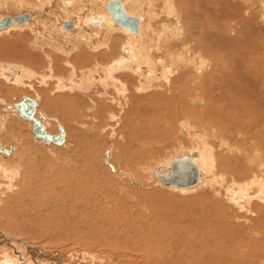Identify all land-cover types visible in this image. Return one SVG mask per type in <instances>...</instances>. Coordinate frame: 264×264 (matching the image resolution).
Instances as JSON below:
<instances>
[{
  "label": "rangeland",
  "instance_id": "1",
  "mask_svg": "<svg viewBox=\"0 0 264 264\" xmlns=\"http://www.w3.org/2000/svg\"><path fill=\"white\" fill-rule=\"evenodd\" d=\"M64 1L65 0H50L48 3L47 0H44L43 3H39L38 0H0V19L8 15L16 16L23 13H28L31 16L30 21L25 27L0 32V94L4 96L0 97L3 98L2 101L7 104L19 102L21 100V95H27L29 98H38L40 102V112H42L45 117L47 116L49 118V121L46 120L49 124V129H51L52 132H57V125L60 124L64 127L66 132L64 148H59L54 145H50L49 147L39 146L32 141L31 134L30 137H28V123L19 119L17 115L11 118L12 122L8 124L9 131L7 127H5L9 132L8 134L11 133L10 135H13L14 129L16 130H14V134L17 135L21 133L19 137L17 135V139L10 137L6 130L4 131L6 134H1L0 131V142L4 141V143H6L4 145L17 146V155L6 162V165L10 169L15 166L11 170V188L9 190H6L5 186H3L7 185L8 180L2 178L0 174V233L3 234V237L7 238L8 236L11 240L15 237L22 243H25L26 246L33 247L32 245H35L34 247L39 251L43 250L44 253L41 252V254L44 257H56V262H60L61 260L64 264H145L151 259L157 258L154 257V255H157V249L155 254V249L153 250L152 246H147V238L142 236L143 231L149 230L148 222L151 225L152 218L159 219L158 216H155L150 204H153L157 208L160 207L158 215H161L164 208L167 209L170 207L169 204L171 206H173V204L175 206L176 204L175 211L177 213L175 211V213L172 212L174 209L171 207L170 210L169 208L167 209L169 213L165 212L161 217H170L172 213L178 216V213L180 214L182 213L181 211L187 209L190 211L198 210L199 215L203 213L202 215L205 216H203V218L206 220H201L199 226L195 227V225H193L191 231H189V237H193V233L197 230L203 229L204 233L201 234L202 239L198 241L202 243V246L205 243L208 245V247L206 246V250H210L209 244L212 240L219 238L220 240L216 246L218 249L216 247L213 249L216 254H220L222 251L221 255L217 256H222L221 259H223L224 256L227 258V256H230L227 254L231 252V257L233 258L234 246L236 245V241L241 238V234L237 236L238 229L241 231L243 228L244 230V226L246 225L243 223L245 221V223L248 222L245 218H250L249 214L252 213H249L247 210H238L232 206L235 203L234 197L231 193H227L226 195L227 187L225 188L223 186V188L220 189L216 187V185L212 188L208 187L204 189V187L197 188V186V190L195 188L190 189L192 192H189L190 190L187 192H179L174 190L175 188H171L172 190L165 188L156 178H152L149 175L151 169H154L161 163V165H163L166 159L173 155L175 156L180 149H193V147H196L195 143L192 144L187 138L189 136L187 134L188 129H181V125L175 127L171 126L163 129L166 130L165 138L157 141L154 139L151 141H138L133 133L141 128L147 131L153 127L154 120L149 121L148 119L146 122L139 115H135L136 119L134 120L129 118L128 115H126L128 109L122 104L125 98L121 99V97H117L115 92L109 87H107V90H104V87L95 83L93 86L85 85V87H89L82 91L73 90V92L69 91V93L67 91L59 93L55 91V84L58 81H62L65 84V82L68 83L69 77H72L73 80V78L81 79V77L85 78L88 75H95L98 80L101 78H106L108 81L114 80L118 86H121L122 82H125L127 89L125 88L126 90L124 89V92L127 91L126 93H135L141 98H145L146 95L144 94L146 92L144 91L145 85H143V89L140 88L139 90L143 94L138 93L136 88L133 89V87L136 86V82H138V80L135 79L136 76L132 77L133 74L129 75L125 73L120 74L117 73L119 71L118 69L111 68L112 63L110 62H114L115 59L118 58V50L128 43V38L126 36L120 34V32H113L111 36L115 39V42L110 45L112 47L114 45L115 47L112 48L111 54L107 53L106 55L107 47H105V45H108V43L102 45L105 34L104 31L100 32V30H98L100 26L97 29V26L91 25L88 26L90 27L88 29L82 27L92 36L98 31L99 32L90 43L81 46L78 45L79 43L75 40V35H66L67 32L73 33L75 30L73 32L72 30H65L64 33V29L61 26L64 20L66 18L72 21L76 19L72 12L82 9L78 14L81 15H79L80 17H83L84 15L94 12L93 10L96 8L95 11L102 9L100 4L102 2L104 3V0H99L100 2L98 0H73L72 8L67 9L74 11H66L68 14L65 12L67 9L63 5ZM106 1L107 0H105V2ZM147 1L148 0H143L141 2L147 5L142 7V10L144 9L143 11H141V9L139 10V13H144L143 18L145 20L152 10L149 9V2ZM153 3L154 9L152 13L158 10V15H156L157 21H151L152 26L157 23L159 24L161 20L162 22H167L166 15L164 17V14L161 12L160 2L156 0ZM211 5L213 7H211ZM262 5L264 6L262 0H184L183 3L181 2L180 8L188 10L187 12L190 13L189 20L184 22L187 26L185 27L184 25L185 32L186 29H188L186 34L189 33L197 37L201 33H204L206 37L207 42L205 41V37H197L200 42L196 47L197 51L200 52L201 50L200 54L202 55L203 50L207 49V51L204 50L206 52H204L205 55L203 54L202 56L207 59H214L216 57L215 59H218L217 63L220 62L217 64L218 66L211 64V68H209V70L206 69V73H209V71L215 68L217 71L216 73L220 76H222L221 73H223L221 71L225 69V72H228L231 79H233L232 77L235 73H238L239 77H247L248 75L244 73L246 69L239 70L237 65L240 62H245L244 64L247 63V65L251 63L253 65L252 61L255 58H258V61L264 57V18H262V15L264 16V7ZM129 6L131 7L133 5L129 4ZM163 18L165 21H163ZM156 27H159V25H156L155 28ZM149 31L148 35L150 34L151 36ZM200 40L204 43H201ZM144 43L147 44V39L144 40ZM201 44L202 46L204 45V48ZM83 46H86L85 49ZM100 51L104 52L102 53ZM213 53H216V55ZM222 65L226 66L222 67ZM239 65L242 67V64ZM108 67L111 68L109 73H111L112 70H115V72L113 71L111 75L106 74ZM15 69L32 71L34 75L31 79H24L22 82L23 84L10 81L14 79V77H10V80H8L9 77L4 78L3 75H1L2 71L6 70L9 72ZM247 71L249 70L247 69ZM193 74V76H197L195 72H193ZM262 76L264 77V74ZM241 81L244 83V93L250 96V80L246 83L244 80ZM207 86H210L209 82L206 88H208ZM226 88L225 90L223 88V90H227L226 92L233 94V86L231 88ZM9 90H11L10 93L7 92ZM214 92L216 93L217 90H213V93ZM224 100L225 98L222 97L216 103H218V105H223L225 103ZM96 101L106 106L108 105L106 107L108 111L99 108L95 103ZM116 101H119L121 104H118ZM148 101L150 100H143L144 103ZM164 103L165 101L161 102L162 105ZM2 111L3 110L0 109V114L4 113ZM167 111V107L162 106L152 112V114L155 117L169 116L166 114ZM169 114L171 119L173 114L172 112H169ZM125 117L127 119L126 121ZM19 122H22V125ZM164 122L161 124H164ZM173 122L174 121L171 120V123ZM1 127L0 125V128ZM21 135L22 138L20 139ZM92 137H94V142H92ZM110 139L111 142L109 141ZM209 139L211 140L212 138L209 137L206 144L210 145L213 151L216 152L221 143H219L218 140L212 139L213 141H210ZM236 141V144H232L233 141L226 143L231 147L230 149L232 152L228 154L227 157L233 160L231 156L236 153V151L233 150V146H235L239 151V154H236L237 157L241 159L242 162H246L245 165L247 166L246 168L249 169V172L246 176L233 174L231 177H233V180H237L235 178H238L239 181H242V179H248L249 174L251 176L257 173L256 165L264 163V151L262 152L259 148L255 147L256 144L262 145L261 142H255V148L252 147L250 149L247 142L241 140ZM139 143L149 144L148 146L154 145L156 148L155 150L151 149V152L147 147L145 150H141L139 149ZM238 143L241 145H238ZM245 144L248 146L245 147ZM125 147H129L127 150L129 154L138 153L140 151V154L137 156L145 157V161L143 163H127L124 156ZM107 149H109L110 155L108 157L109 162L114 167L117 166L126 173H129V176L132 175L136 179H141V181L144 182L142 187L139 186L137 189L130 187L129 184H127L128 181L126 182V177H122V179L120 178L119 180L113 178L109 168L103 162V159H105L103 154ZM254 150H259L263 153H261L260 156V152L257 154L260 163H247L249 159L256 156L254 155ZM243 157H245V159ZM18 159L19 161H17ZM66 162L68 163L67 165H65ZM123 163L126 164L123 165ZM230 163L233 164V161ZM87 164L89 166V169L87 168L88 173L84 171V169L86 170L85 165ZM2 165L4 166V163ZM73 166L77 167L74 168ZM215 166L217 172H219L217 164ZM81 168L83 169L82 174L78 173ZM73 176H75V178L80 176L76 178L78 182L74 181L75 178L71 180ZM240 176L242 178H240ZM226 177L227 180L228 178L230 180V182L229 180H225L227 184L233 182L230 176ZM2 186L4 187L3 189ZM154 190L157 194L153 192ZM207 190H209L208 193ZM211 190L213 192H211ZM159 194H161V196ZM148 196L151 198V201ZM151 196H154V199ZM155 197H157L158 201ZM214 199L217 201L220 200L219 204L221 205H223L224 201L226 202L224 205L228 204L227 206L229 208L226 206L225 208L229 216L223 209L220 212L219 218H229V224L227 223L226 226H217L216 229L212 230L208 217H206L208 215L204 204H210ZM187 202L188 205L190 204L189 206L187 205L189 208L185 205ZM252 202L256 203L253 204L255 207L256 205H260H258V202L255 200H252ZM3 204L4 206H2ZM9 204L12 205L9 206ZM164 205L165 207H163ZM191 206H193V208ZM257 209L261 208H254V210L255 214L259 216H257L259 220L263 223L264 216H262ZM190 211L188 212L191 215L192 212L190 213ZM147 214V218H144L143 216ZM161 225H163V222H160L158 227ZM202 227L207 230H204ZM180 229L181 228H171L170 231L171 233H173V231L177 233ZM170 231H168V233H170ZM129 232L131 234H129ZM176 235L177 234L174 235L175 239L177 238ZM230 236L232 237L231 240H235L234 242L232 241V244L229 243ZM185 238L186 236H181L176 239L180 241L179 245L180 247L182 246L181 248L183 250H177L173 255H171V253H164L162 256H171L172 259L170 260L174 259L175 263L172 261L170 263L179 264L178 262L180 260L178 258L183 255L182 253L186 252L184 249V242L187 241V239ZM181 239L184 241H181ZM3 243L5 242H1L0 249L5 247H7L6 249L10 248L7 244ZM12 244L14 243L10 241V245ZM220 245L221 247H218ZM196 246L198 248L199 244H196ZM187 250H190L189 247H187ZM195 250L196 248L193 246L191 252L194 253ZM33 251H35V249ZM256 252L258 253L256 256H251L250 254L249 257H245L240 252L238 256H243L242 259H245L250 264H264V256L259 249H256ZM208 253L212 254L210 251ZM25 255H28V253L23 252L22 256ZM145 255H148V257L146 258ZM200 257L202 259L203 255ZM25 258V261L23 260L24 262L27 261L26 256ZM49 258L48 260H50ZM49 262L50 261H47L48 264ZM43 264L45 263L43 262Z\"/></svg>",
  "mask_w": 264,
  "mask_h": 264
},
{
  "label": "bare ground",
  "instance_id": "2",
  "mask_svg": "<svg viewBox=\"0 0 264 264\" xmlns=\"http://www.w3.org/2000/svg\"><path fill=\"white\" fill-rule=\"evenodd\" d=\"M43 1L44 0H38L39 3H41V2L43 3ZM47 1H48V3L50 2V0H47ZM109 1H111V0H107L106 2L104 0V3L102 2L100 4L101 8L104 9L105 12L102 9L95 11L97 9V8L95 9V6H94L95 10H93L94 12H92L88 15H84L83 17H80L81 15L78 14L79 12L82 11V9H78L79 11L77 10L76 12H72L75 15L76 19H74V21H72V20L66 18L64 20V22L72 21L73 22V28L71 30H72V32L74 30L75 31L73 33L67 32L66 35H70V34H73V36L75 35V37H76L75 40L79 43L78 45L81 46V45L90 43V41H92L94 39V36L96 37L97 33L99 32L98 30H100V32L104 31L105 35H104V39H103L104 42L102 41V45H105V43H108V45H105V47H107L106 49L108 51V52L106 51V53H105L106 55H107V53H110L112 51L113 47H115L114 45H113V47L110 45L111 43L113 44L115 42V39H113L111 36L113 34V32H120V34H123L124 36H126L128 38V43H127V45H124V46L121 45V46H123L122 48L119 47L120 50H118L119 51L118 58L116 56L117 59H115L114 62H110V63H112L111 68L112 69H118L119 71L118 72L116 71V72L120 73V74L125 73V74H129V75L133 74L132 77L136 76L135 79H137L138 82H136V86H134L133 89L136 88V91L138 93L143 94L139 90H140V88L143 89V85H145L144 86V89H145L144 91H146L144 93V94H146L145 98L138 97V95L135 93L129 94V93H126L127 91L124 92L127 89V87L125 86V82H122L121 86H118L114 80L108 81L106 78H101L98 80L95 77V75H88L85 78L81 77V79L73 78V80H72V77H69L68 83L64 81L66 85L62 81H58L55 84V91H57L58 93L64 92V91H67L69 93V91L73 92V90L82 91V90L89 87V86L85 87V85H90V86L92 85L93 86V85H95V83H98L97 85L104 87V90L105 89L107 90V87H109L110 89H112L113 92H115V95H117V97H119V98L121 97V99L125 98L124 101L122 102V104H124L125 108L127 107L128 111L126 112V115H128L129 118H132L134 120V119H136L135 117L137 115H139L146 122L148 119H149V121L154 120L153 121V123H154L153 127L148 129L147 131H144V128H141V129H138L137 132L135 131L133 133V135L136 137V139L138 141L139 140L151 141L152 139L157 141V140H160L162 138H165V135H166L165 131L166 130H163V129H166V128L171 127V126L175 127V126L181 125V129H183V130L188 129V131H190V132L187 131V134L189 135L187 138L190 142H192V144L195 143L196 147H193V149H180L179 151H177V153H176L177 155L175 154V156L173 155L170 158L166 159V161L163 163V165H161L162 163L160 165L157 164L158 165L157 167H155L154 169H151L149 171V175L152 178H156L159 181V178H157L155 176V174L156 173L166 174L167 168L169 166V161L171 159L179 158L180 156L190 155L192 157L193 164L195 165V167L197 168V170L199 172L198 183L192 187H186V188H180L179 189V188H176L173 186H170V187L165 186L159 181L162 186H164L165 188H169L170 190H172L171 188H173V189L175 188L174 190H177L179 192H184V191L187 192L188 190L194 189V188L197 190V188H202V187H204V189L208 188V187L212 188L213 186H216V185H217L216 187L222 189L224 186L225 188L227 187L226 195H227V193H231L234 197V198L233 197L232 198L234 199L235 203L233 202L234 204L232 206H234L238 210H247L249 213H252V214L248 213L250 218H247V217L245 218L248 222L245 223L246 222L245 221L243 223L244 225H246V226H244L245 227L244 230L242 228L241 231H240V229H238V232L236 231L237 236H239L241 234V238L238 240L236 239L237 240L236 245L234 246V250H233V254H232L233 258L231 257V252H230L227 255H230L229 257H231V258H229L228 256H227V258H225V256H224V258L221 259L222 256H217V255H221L222 251L220 252V254H218V253L216 254V252L213 250L217 246V243L220 240L219 238L212 240L211 243L209 244L210 250H208V249L206 250V246L208 247V245H206V243H205L202 246V243L198 241V240L202 239L201 234L204 233L203 229H201L202 231L200 229L197 230V228H198L197 227L196 228L197 231L195 233H193L194 234L193 237H189L190 236L189 231H191L192 226L193 225H195V227L199 226L201 224V220L205 219V218H203V216H204V215H202L203 213H201L200 214L201 216H200L198 210L190 211L189 209H187L188 211H190V213L192 212L190 215L187 210H183V208H182V210H183V211H181L182 213H180V214L178 213V216H176V214H174L176 212L175 211L176 204H175V206H174V204H173V206H171L169 204V206H170V207H168L169 210L171 207H173L174 210L172 209L173 211L172 210L171 211L172 212L175 211V212L170 214L171 215L170 217L166 218V217H161V215L164 214L165 212L169 213V210L167 211L168 208L167 209L164 208L163 209L164 211L161 210L163 213L161 212V215H158V212L160 211V209H159L160 207L157 208L153 204H150L152 211L154 212L156 217L158 216L159 219L152 218L151 225L148 222L149 230L143 231L142 236H145L147 238L146 239L148 241L147 246H152L153 250L155 249V251H154L155 254H156V249H157V255L156 256L154 255V257H157V258H153L145 264H172L170 262L171 261L174 262V259L170 260V259H172L171 256L163 257L162 254L171 253V255H173V253L176 252L177 250L181 251L182 246L180 247V245H179L180 241L176 240L177 238H179L181 236H184V237L186 236L185 239H187V241L184 242V246H185L184 249L186 252L184 251L185 253H182L183 255L180 258H178L180 260L178 262L179 264H198V263H200V264L201 263H203V264H241V263L242 264L243 263L250 264L245 259H242L243 256L242 257L238 256V253L240 252L245 257L246 256L249 257L250 254H251V256H256V255H258V253L256 252V249H259L261 254L264 256V221L262 223L259 220V218H258L259 216L257 214H255V210H254V208L255 209L261 208V209H257V210L262 214V216H264V163H260L259 157L257 155L260 152V154H259V156H260L261 153L264 151V77L262 76L264 74V57L258 61H257L258 58L254 57L255 59L252 61L253 65L250 63V64H248L249 66L247 65V63L244 64L245 62L239 63V61H238L239 64H242V67L239 64L237 65V67L239 68V70L240 69H243V70L246 69V71H244V73L248 75L247 77H239L238 76L239 74L235 73V74H233V77H232L233 79H231V77H229V75H228V72H225L226 71L225 69H223L221 71L223 73H221L222 76H220L216 73L217 71L215 70V68H213L214 70L210 69L211 71H209V73H206L207 72L206 69L209 70V68H211L210 67L211 64L218 66L217 64H219L220 62L217 63L218 59L216 60L215 59L216 57L215 58L213 57L214 59L204 58L202 55L204 54V52L207 51V49H204L206 51L203 50L202 55L200 54L201 50H200V52L197 51L196 47L200 43L199 39L197 37H199V36L205 37L204 33H201L197 37L192 36L189 33L186 34L188 29H186V32H185V28H184L185 23L184 22L186 20H189L188 18L190 16V13L187 12L188 10H184L183 8H180L181 2L183 3L184 0H180L181 2L179 0H157V2H160V4H161V12L164 14L163 16L165 17V15H166V17H167V19H166L167 22H162V20L159 21V24L158 23L156 24V25H159V27H156V28H155L156 25L152 26V23H151V21H157L156 15H158V13H157L158 10L156 12L154 11L152 13V11L154 9V7H153L154 3L153 2L156 0H148L147 1V2H149V4H148L149 9H152L151 13L148 12V13H150L148 18H147L148 22H147V19L145 20L143 18L144 13H139L140 12L139 10L141 9V11H143L144 9L142 10V7L147 5V4L141 3L143 0H119L122 3L123 8L128 13V15L135 16V17L139 18V30H138L137 34H130L126 30L119 28L118 26H116L113 23L110 14L106 10V5L109 3ZM73 2H74L73 0H65L63 5L66 9L72 8L71 6H73ZM262 2L264 3V0H262ZM129 4L133 5V6L130 7ZM155 4H157V3H155ZM208 4H206V5H208ZM196 6H197V4H196ZM204 6H205V4H204ZM211 7H213V6L211 5ZM214 9H215V7H214ZM66 11L70 12V11H74V10L67 9V10H65V12ZM195 13H197V12H195ZM195 13H193V14H195ZM191 15H192V13H191ZM9 16H11V15H9ZM161 17H162V15H161ZM262 18H264L263 15H262ZM30 19H31V16L29 15V20L26 23H24L22 25L13 24L12 26H10L9 28H7L5 30H13V29L23 28L28 24ZM91 19H96L100 23L98 25L90 24ZM158 19H161V18H158ZM163 21H165L164 18H163ZM64 22L62 23L61 26L64 29V33H65L66 29L63 27ZM204 24H206V23H204ZM89 25L97 26L96 29L100 26V28L97 30L98 32L96 34H94V36H92L90 33H88L85 30V29L90 28V27H88ZM82 27H84L85 29H83ZM185 27H187V26L185 25ZM63 29H62V31H63ZM5 30H2V31H5ZM71 30H66V31H71ZM62 31H60V32H62ZM148 31L151 33V36H150V34L148 35ZM62 35L65 36L64 34H62ZM145 39H147V44L144 43ZM203 40H204V38H203ZM205 41H206V37H205ZM202 42L203 41H201V43ZM201 46H202V44H201ZM85 47L83 46L84 49H85ZM211 50H213V49H211ZM256 50H257V47H256ZM100 52H102V51H100ZM151 52L154 54H152ZM210 52H212V51H210ZM209 54H211V53H209ZM213 54L216 55V53H213ZM108 56H109V54H108ZM210 58H211V56H210ZM239 59H241V58H239ZM222 61H223V59H222ZM243 61H246V60H243ZM223 66H226V65H222V67ZM233 66H234V63H233ZM104 67H105V65H104ZM104 67H103V69H104ZM111 68H109V67L107 68L108 71L106 74L111 75V73L113 71L115 72V70H112V72L109 73V70H111ZM247 69L249 71H247ZM193 72H195L197 74V76H193V75H195V74H193ZM95 73H98V72H95ZM1 75H3L4 78L9 77L8 80H10V77H12V78L14 77V79H12L10 81L23 84L22 83L23 80L24 79H31L34 75V72L23 71L21 69H15V70H12L9 72H7L6 70L2 71ZM231 75H232V73H231ZM5 76H7V77H5ZM216 77H218V78H216ZM110 78H112V77H110ZM113 79H115V78H113ZM60 80H63V79H60ZM64 80H67V79H64ZM241 80H244L245 83L248 80H250V82H251L250 96H248L246 93H244V83ZM208 82L210 83V86L209 87L207 86L208 88H206V85ZM224 86H226L227 88H229V87L231 88L233 86V89H232L233 94L226 92L227 90L224 91L226 88ZM222 87L224 88V90ZM213 90H217L218 93L217 92L213 93ZM2 91H3V89H2ZM7 92L10 93L11 90H9ZM149 92H152V93H149ZM224 92H225V95H224ZM125 93L128 95H126ZM64 94H66V93H64ZM0 96L4 97L2 94H0ZM21 97H22V95H21ZM222 97L225 98V100H224L225 103L223 101V103H224L223 105H221L220 103H219L220 105H218V103H216V102H218V100ZM2 99L3 98H1V100H0V109L3 110L2 112H4V113L0 114L1 115L0 116V123H2V124H0L2 126L0 128L1 134L5 133L4 132L6 130L5 127H7V130H8V124H10L12 122L11 118L14 115L18 116L17 111L13 108L14 103L13 104H7L6 102H3ZM31 99H35L37 101L35 117L39 118V114L40 113L42 114V112H40V110H39L40 102H39L38 98L37 99L31 98ZM144 99H148L150 101H148L147 103H144L143 102ZM162 101H165V103L163 105L161 104ZM17 102H15V103H17ZM95 103L97 104V106L99 108H101L103 110H105L106 107L108 106V105L106 106L103 103H100L99 101H96ZM117 103L121 104L119 101ZM8 106L10 108H7ZM162 106L167 107L168 111L166 114H168L169 116L166 115V116H162V117H155L152 114V112H154L156 109L161 108ZM124 110H126V109H124ZM169 112H172V114H173V117L171 119H170ZM43 116L45 117V115H43ZM18 118L28 123V126H29L28 137H30V134L32 136V133L30 131L32 123L27 121V120L20 118L19 116H18ZM48 119L49 118L46 116L44 118V120H42V123L44 124L46 131L51 135L57 134L58 133V126L60 124L57 125V132H52V130L49 129V127H48L49 124L46 121ZM126 120L127 119L125 117V121ZM171 120H173L174 122L171 123ZM116 122H117V120H116ZM162 122H164V124H161ZM60 126H62V125H60ZM62 128L65 132V129L63 126H62ZM11 130H13V129H11ZM14 130H13V135H10L11 133L8 134L9 130L7 131V134L10 135V137H12L13 139H17V135L19 137V134H21V133H18L16 135V134H14ZM174 130H175V128H174ZM209 137H211L212 139L218 140L219 143H221V144H219L216 152L213 151V149L210 147V145L206 144V141ZM21 138H22V135H21L20 139ZM92 138H93L92 142H94V137H92ZM65 139H66V132H65ZM236 140H241V141L247 142L250 149L252 147H254V144H256L255 142H261L262 143V145L256 144V146H255V147L259 148L262 152L259 150H254L255 153L254 152L253 153L256 156H254L252 159H249V161H247V163H252V162L255 164L260 163V164L256 165L257 173H255V175H251V176L249 174V178L246 177L248 179L245 178L246 180L242 179V181H239L238 178H235L237 180H233V177H231V176H233V174H240L241 176H246L249 172V169H247L246 168L247 166L245 165L246 162L245 163L242 162L241 159H239L236 155V154H239L238 149L235 146H233V150L236 151V153L232 154L233 156H231L233 158V160L230 159V157H229V159L227 157V155L232 153V152L230 149L231 147H229L226 143L227 142L230 143L231 141H233L232 144H236L237 143ZM32 141L37 143L39 146H42V147H49L50 145H53V144L42 145L39 141H34L33 139H32ZM109 141L111 142V139ZM240 143H238V145ZM0 144L3 148H9V147L11 148L9 155L0 154V174H1L2 178L8 180L7 185H3V186H5L6 190H9L11 188V184H10V182H11L10 180H11V176H12L11 170L15 166L10 169L6 165L7 164L6 162L9 159H11L17 155L16 154L17 153V146L4 145V144H6V143H4V141L0 142ZM64 144H65V141H64L63 145H61V146H56V145H54V146L59 147V148H64ZM139 145H140L139 149L145 150L147 147L150 152H151V149L155 150V148H156L154 145L148 146L149 144L147 145V144H140L139 143ZM248 145L245 144V147ZM240 147H242V146H240ZM128 149H129V147L124 148V154H125L124 156H125L127 163H132V162L143 163L145 161L144 160L145 157L137 156L138 154H140V151L138 153L129 154L127 151ZM154 150H152V151H154ZM146 152H148V151H146ZM243 153H244V151H243ZM250 154L252 155L251 152H250ZM103 155L105 157V159H103L104 160L103 162L109 168L113 178L119 180L120 178L122 179V177H126L125 178L126 182L128 181L127 184H129L130 187L135 188V189L139 188V186L142 187L144 182L141 181V179H136L132 175L129 176L128 175L129 173H126L125 171H123V169H121L117 166L114 167L109 162V159H108V157L110 156L109 155V149H107ZM131 156H133V157H131ZM217 156H218V158H217ZM241 156H242V153H241ZM15 158H17V157H15ZM243 158L245 159V157H243ZM246 159H248V158H246ZM230 160L233 161V164L230 163L231 162ZM17 161H19V159ZM216 161H217V163H216ZM3 163H4V166L2 165ZM67 164L68 163L66 162L65 165H67ZM124 164H126V163H123V165ZM216 164L218 166L217 169L219 172H217V170L215 168ZM68 167H69V165H68ZM73 167L75 168L77 166H73ZM85 167H86V170L84 169V171L87 172L88 171L87 168L89 169L88 164L85 165ZM221 167H222V169H221ZM251 169H253V168H251ZM82 170L83 169L81 168L80 172H78V173L82 174V172H83ZM58 172H59V170H58ZM226 176H230L231 179L233 180V182L227 184L225 182V180H227ZM236 176H238V175H236ZM241 176H240V178H242ZM79 177L77 176L76 178H79ZM74 178H75V176H73L71 180H73ZM76 178L74 179V181L78 182V180ZM228 180H229V178H228ZM8 182H9V184H8ZM229 182H230V180H229ZM3 186H2V189L4 188ZM0 189H1V187H0ZM208 191L209 190H207V193H208ZM220 191L223 192L222 190H220ZM153 192H155V194H157V192L155 190ZM189 192H192V190H190ZM193 192H194V190H193ZM211 192H213V191L211 190ZM151 193H152V191H151ZM159 195L161 196V194H159ZM154 196L153 197L151 196V197L154 199ZM155 198L157 199V197H155ZM216 199H218V198H216ZM149 200L151 201L150 197H149ZM222 200H224V199H222ZM252 200L257 201L258 202L257 204L258 205L260 204V205L259 206L256 205V207H255V205H253L255 202H252ZM157 201H158V199H157ZM219 201L214 199V200H212V202L210 204H204V207H205V209L207 211V215H208L206 217H208V220H209L210 226H211L210 228H212V230L216 229L217 226H220V225L226 226L227 223L229 224V218H222V217L219 218V215L221 214L220 212L223 209H224V212L227 213L225 206L227 208H229L227 206L228 204L224 205V203H226L224 201L223 205H221V204H219ZM0 205H1V199H0ZM11 205L12 204H9V206H11ZM181 205H180V207H181ZM185 205L187 206L188 202ZM2 206H4V204ZM182 206L185 207L184 205H182ZM163 207H165V205ZM191 207L193 208V206H191ZM8 208H10V207H8ZM192 208H190V209H192ZM8 214H10V213H8ZM148 214L143 216V217L147 218ZM224 215H226V214H224ZM227 215H228V213H227ZM131 220H132V218H131ZM160 222L161 223L163 222V225L158 227ZM130 223H132V222H130ZM208 226H209V224H208ZM230 227H232V226H230ZM171 228H177V229L181 228V229L177 233H176V231H173V233H174L173 234L170 231ZM202 228H204V227H202ZM226 228H228V227H226ZM146 229H148V228H146ZM205 229L206 228H204V230ZM209 230H211V229H209ZM219 230H220V228H219ZM168 231H170V233H168ZM129 234H131V233L129 232ZM172 234H173V236H172ZM175 234H177L176 239L174 238ZM233 237H235V236H233ZM231 238L232 237L230 236V239H229L230 244H232V241L233 242L235 241L234 239L231 240ZM10 241L14 244L10 245ZM181 241H184V240L181 239ZM1 242H5L3 244H7V246L10 247L9 248L10 250L6 249L7 247L2 246L5 248L0 249V254H1L0 255V264H43V262L46 264L47 261H50L49 264H64V263H62L61 260H60V262H56L55 261V260H57L56 257H54V258H49L48 256L44 257L41 254V252L44 253L43 250L39 251L37 248L34 247L35 245H32L33 247L26 246L25 243H22L19 239H16L15 237L11 240L8 238V236H7V238L3 237V234L0 233V247H1ZM196 244H199L198 248H197ZM193 246L196 248L194 253L191 252V248ZM187 247H189V249H190L189 251L187 250ZM218 247H221V245ZM31 249H33V250L35 249V251H33ZM159 249H160V251H159ZM219 250H220V248H219ZM222 250H225V249H222ZM206 251H207V253H206ZM209 251L212 254L208 253ZM23 252L28 253V255H25L27 257L26 262H24L25 261L24 259H26L25 256H22ZM145 254H147V253H145ZM213 254H216V255H213ZM202 255H203V257L201 259L200 256H202ZM145 257L147 258L148 255H145ZM194 257H196V258H194ZM48 258L50 260H48ZM232 259H233V261H232ZM22 262H24V263H22Z\"/></svg>",
  "mask_w": 264,
  "mask_h": 264
},
{
  "label": "water",
  "instance_id": "3",
  "mask_svg": "<svg viewBox=\"0 0 264 264\" xmlns=\"http://www.w3.org/2000/svg\"><path fill=\"white\" fill-rule=\"evenodd\" d=\"M106 10L110 14L113 23L129 32L130 34H137L139 30V18L130 16L124 10L122 3L119 0H111L106 5ZM29 20V14L23 13L16 16H6L0 20V31L5 30L13 24L22 25ZM100 22L96 19H91L90 24L98 25ZM66 30L73 28L72 21H66L63 24ZM37 101L31 99L26 95H22L21 100L13 105L17 111L18 116L24 120L31 122L30 131L32 139L39 141L42 145L53 144L56 146L63 145L65 141V132L62 126H58V133L51 135L46 131L42 120L43 114H39V118L35 117ZM7 108H10L9 106ZM11 148H3L0 144V154L9 155ZM107 155V154H106ZM155 176L165 186H173L176 188L192 187L198 183L199 172L193 164L190 155L180 156L169 161L166 174L156 173Z\"/></svg>",
  "mask_w": 264,
  "mask_h": 264
}]
</instances>
